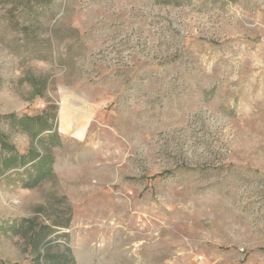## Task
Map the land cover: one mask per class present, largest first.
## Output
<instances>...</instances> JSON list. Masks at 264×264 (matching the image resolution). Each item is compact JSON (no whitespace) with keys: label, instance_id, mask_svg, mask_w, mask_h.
<instances>
[{"label":"rangeland","instance_id":"rangeland-1","mask_svg":"<svg viewBox=\"0 0 264 264\" xmlns=\"http://www.w3.org/2000/svg\"><path fill=\"white\" fill-rule=\"evenodd\" d=\"M12 112L58 144L0 121L52 160L0 176V264H264V0H0Z\"/></svg>","mask_w":264,"mask_h":264},{"label":"trees","instance_id":"trees-1","mask_svg":"<svg viewBox=\"0 0 264 264\" xmlns=\"http://www.w3.org/2000/svg\"><path fill=\"white\" fill-rule=\"evenodd\" d=\"M22 1L26 3L32 0ZM0 121H5L11 129L22 132L31 139L45 134L44 140H48L51 145L58 144V134L52 124L49 123L48 116L45 113L23 114L21 116L13 112L0 114ZM51 164L52 160L48 152L42 153L30 148L26 152L21 153L9 141L8 136L0 132V176L7 177L13 183L29 189L38 186L51 175ZM23 221L15 219L11 224L3 223L2 225H8L7 227L12 233L19 234ZM2 232L6 233V229H3ZM44 236L37 239L34 244L37 253L35 264H39L40 261L38 247L44 240ZM61 258L63 263L72 261L68 250L59 255L58 259L60 261ZM59 263H62V261ZM12 264L19 263L14 262Z\"/></svg>","mask_w":264,"mask_h":264},{"label":"bare ground","instance_id":"bare-ground-1","mask_svg":"<svg viewBox=\"0 0 264 264\" xmlns=\"http://www.w3.org/2000/svg\"><path fill=\"white\" fill-rule=\"evenodd\" d=\"M62 121H61V130L67 133H73L79 137H82L84 135V131L86 128L87 121L86 120H79L75 126L73 127V130L70 131L68 121L66 120L67 115L62 113L61 115Z\"/></svg>","mask_w":264,"mask_h":264}]
</instances>
